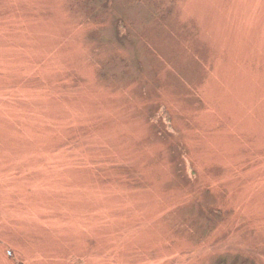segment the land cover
Masks as SVG:
<instances>
[{
    "label": "rangeland",
    "instance_id": "rangeland-1",
    "mask_svg": "<svg viewBox=\"0 0 264 264\" xmlns=\"http://www.w3.org/2000/svg\"><path fill=\"white\" fill-rule=\"evenodd\" d=\"M105 2L0 0V264H264V0Z\"/></svg>",
    "mask_w": 264,
    "mask_h": 264
},
{
    "label": "trees",
    "instance_id": "trees-1",
    "mask_svg": "<svg viewBox=\"0 0 264 264\" xmlns=\"http://www.w3.org/2000/svg\"><path fill=\"white\" fill-rule=\"evenodd\" d=\"M106 1H108V2H105V4H104V9L105 10H107V7L109 6V4H111L112 2H114V1H116V0H106ZM123 1H126V3H134V2H136V1H139V0H123ZM85 4H86V1H85ZM90 7L88 8V10L87 11H89L88 13H89V15H90V17H91V19L94 21L95 19L96 20H98L97 18H98V16L97 15H93L92 14V12H90ZM114 26H115V37L118 39V40H121L120 39V37L118 36L121 32H122V30H124V32L126 31V25H125V23L122 21V20H120V19H117L116 21H115V24H114ZM123 33V32H122ZM128 38V36H125L124 37V39H127Z\"/></svg>",
    "mask_w": 264,
    "mask_h": 264
}]
</instances>
